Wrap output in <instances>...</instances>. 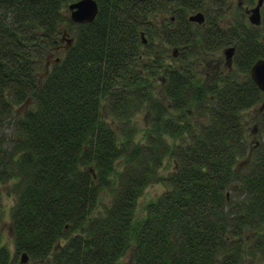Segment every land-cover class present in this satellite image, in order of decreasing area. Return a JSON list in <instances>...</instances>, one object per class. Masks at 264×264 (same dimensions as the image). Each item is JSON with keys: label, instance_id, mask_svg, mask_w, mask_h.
<instances>
[{"label": "trees", "instance_id": "trees-1", "mask_svg": "<svg viewBox=\"0 0 264 264\" xmlns=\"http://www.w3.org/2000/svg\"><path fill=\"white\" fill-rule=\"evenodd\" d=\"M72 1L0 0V264H241L247 231L263 251L264 0L258 25L222 19L226 0H96L77 23Z\"/></svg>", "mask_w": 264, "mask_h": 264}, {"label": "rangeland", "instance_id": "rangeland-1", "mask_svg": "<svg viewBox=\"0 0 264 264\" xmlns=\"http://www.w3.org/2000/svg\"><path fill=\"white\" fill-rule=\"evenodd\" d=\"M226 8H224L225 12L223 15V18L226 22L230 21V20H237V18L239 17H245L248 19V15L246 12L247 8L250 7H246L242 0H226ZM69 12V11H68ZM194 13V12H193ZM245 14V16H244ZM67 26H65V29L63 31H66V34H63V38H61V41H65L66 37L71 36L70 32L67 31ZM61 35V37H62ZM65 45V43H63V46ZM59 47V46H57ZM229 47H233V45H227L224 46L222 49H220L217 54L220 55L221 57V62H225L227 61V57H226V53H225V49L229 48ZM234 51V47L230 53V58L233 54ZM58 52H53V51H49L47 52V54L45 55V62H47L45 65L46 67L50 64L51 61H53V59L55 58V55H58ZM40 70V69H39ZM42 73V71H41ZM42 75V74H41ZM25 103H23V105H20L17 107V109H21ZM260 103H258L256 106L250 108L248 110V113H251V115L254 113V111L257 109V106H259ZM134 120L135 122L138 124V126L141 128V130L138 132L137 134V138L141 139V136L143 134V128L146 125V120L144 117V113L142 111H140L139 113H137L134 116ZM252 126L249 125V127ZM252 127L249 128V137L252 140H256L257 139V132L256 129H251ZM5 130L10 133L11 128L10 127H6ZM122 166L120 163L117 164V168L120 169ZM173 168V162L170 158H167L162 167L160 168L159 172L161 174H166L168 171H170ZM7 188H8V183L5 184H1L0 185V192H1V196H2V219H1V233H2V238L3 241L10 247L11 251L13 250V237H12V229H11V218H10V210L11 207L14 203V197L11 194H8L7 192ZM165 185L161 182V181H156V182H152L150 184H148L142 194L139 196L138 200H137V207H136V214L137 216H141L144 214V209L146 207V204L148 201L154 199L156 196H158L163 190H165ZM261 233H264L263 231H260ZM260 236L259 232H250L247 231L245 237L246 242H245V250H244V254L242 257V261L241 264H264V250L263 251H252L251 250V244L252 242ZM261 238V236H260Z\"/></svg>", "mask_w": 264, "mask_h": 264}, {"label": "water", "instance_id": "water-1", "mask_svg": "<svg viewBox=\"0 0 264 264\" xmlns=\"http://www.w3.org/2000/svg\"><path fill=\"white\" fill-rule=\"evenodd\" d=\"M263 0H258L257 3L250 8L246 9L248 20L250 23L258 25L261 21L260 7ZM67 10L69 11L70 19L73 22L83 23L92 21L98 11V3L96 0H74L67 5ZM188 18L192 21L201 23L204 21V13L202 11H196L191 13ZM66 34V31L63 32ZM63 38V37H62ZM72 38L66 37V41L70 44ZM145 41V40H144ZM233 47L225 49L227 61H230V53ZM58 60V57L55 58ZM250 76L264 93V58L259 57L256 59L250 67ZM27 254L25 252L21 253V261H27Z\"/></svg>", "mask_w": 264, "mask_h": 264}]
</instances>
